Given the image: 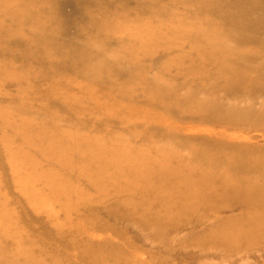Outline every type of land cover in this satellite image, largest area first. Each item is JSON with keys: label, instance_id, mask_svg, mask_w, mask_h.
<instances>
[{"label": "bare ground", "instance_id": "6f19581e", "mask_svg": "<svg viewBox=\"0 0 264 264\" xmlns=\"http://www.w3.org/2000/svg\"><path fill=\"white\" fill-rule=\"evenodd\" d=\"M189 247H264V0H0V264Z\"/></svg>", "mask_w": 264, "mask_h": 264}, {"label": "rangeland", "instance_id": "374dc122", "mask_svg": "<svg viewBox=\"0 0 264 264\" xmlns=\"http://www.w3.org/2000/svg\"><path fill=\"white\" fill-rule=\"evenodd\" d=\"M70 10V8L68 9V11ZM78 26L77 24L74 22H71L68 26V33L72 36H74L75 34H78ZM82 36V35H81ZM161 53V52H159ZM158 53V54H159ZM142 108L147 110L146 108H150L149 105L142 104ZM11 184L12 180H11ZM196 217L193 216L191 218V222L195 221ZM194 223V222H193ZM34 226H38V224H35ZM136 231V232H135ZM134 236L142 243L146 244L147 246L149 245H153L155 247H157V243L153 242L151 243V241L147 240L146 242L144 240H142V236L141 234L137 231L134 230L133 231ZM207 250H201L199 247H189V248H184V249H176V251L174 252V257L176 258V260L179 262V264H198V260L197 258L206 253ZM214 255V257L216 258H222V255L220 254H215L214 252H209V256ZM180 260V261H179ZM239 260H245V262L247 263H253V264H260L261 260H264V247H258L256 249H253L249 252L246 253H242V254H232L231 253V257H230V261L231 262H226V263H236L239 262ZM220 260H214L211 261L210 264H219ZM224 263V264H226Z\"/></svg>", "mask_w": 264, "mask_h": 264}]
</instances>
